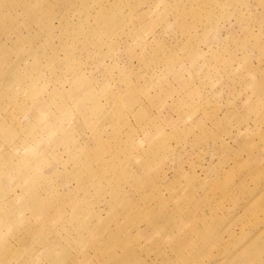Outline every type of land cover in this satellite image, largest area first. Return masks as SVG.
Masks as SVG:
<instances>
[{
  "label": "rangeland",
  "instance_id": "1",
  "mask_svg": "<svg viewBox=\"0 0 264 264\" xmlns=\"http://www.w3.org/2000/svg\"><path fill=\"white\" fill-rule=\"evenodd\" d=\"M0 264H264V0H0Z\"/></svg>",
  "mask_w": 264,
  "mask_h": 264
}]
</instances>
